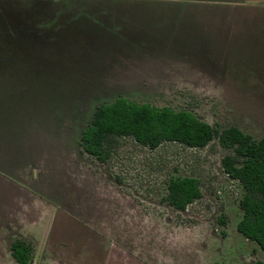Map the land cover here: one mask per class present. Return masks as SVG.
<instances>
[{
    "label": "rangeland",
    "instance_id": "rangeland-1",
    "mask_svg": "<svg viewBox=\"0 0 264 264\" xmlns=\"http://www.w3.org/2000/svg\"><path fill=\"white\" fill-rule=\"evenodd\" d=\"M41 1L53 20H77L46 47L60 52L59 59L50 56L45 71L35 72L36 111L47 114L41 125L47 122L50 138L44 177L38 174L39 183L20 192L14 224L15 237L32 247L31 264L264 261V249L236 230L240 188L223 173L228 151L215 140L204 148L166 141L150 149L124 137L105 162L75 140L95 107L118 97L188 110L213 126L264 137V0H194L179 20L175 15L164 24L141 17L157 38L148 45L158 58L156 65L141 60L145 67L135 74L146 80L141 88H97L101 55L84 68L78 48L84 32L108 40L106 33L122 28L124 17L145 11L142 0ZM175 176L200 181L201 197L184 210L162 199ZM0 264H18L10 247H0Z\"/></svg>",
    "mask_w": 264,
    "mask_h": 264
},
{
    "label": "crops",
    "instance_id": "crops-1",
    "mask_svg": "<svg viewBox=\"0 0 264 264\" xmlns=\"http://www.w3.org/2000/svg\"><path fill=\"white\" fill-rule=\"evenodd\" d=\"M41 2V0H0V247L2 248H9L14 238L20 240L15 237L14 227L20 217V192L26 194V188L38 184L40 178L38 174L44 177L41 168L50 131L47 129V122L41 125V122H45L47 114L41 112L37 115L35 72L45 71L46 62L50 59L51 63L50 56L55 61L59 59L60 56L57 54H61L60 52L52 55L51 49L46 47L54 45L58 33L77 20H53L51 13L47 14V7H41ZM142 2L145 11L133 10V13L124 17L122 28L106 33L108 40L91 35L89 32L83 33L85 39L78 48L82 51L81 65L90 68L95 55H101L102 68L97 72L104 74L99 76L97 88L144 87L142 83L146 82L145 78H135V74L142 72L144 63L156 65L154 61L158 58L148 45L157 38L152 36V30L143 27L145 25L140 23L141 17L146 15L148 20H160V24L172 21L175 15L179 20L180 14L186 13L183 9L193 5L194 0H142ZM123 3L116 2L112 5L127 10ZM89 20L96 24L94 23L96 20ZM142 34L145 36L139 37ZM36 46H40L38 47L41 48L40 51L36 50ZM99 47L115 50L106 53L93 51V48ZM142 59L146 61L142 63ZM107 73L111 75L106 76ZM84 128V125L79 128L75 139L79 146ZM76 130L77 128L71 129L72 133Z\"/></svg>",
    "mask_w": 264,
    "mask_h": 264
},
{
    "label": "trees",
    "instance_id": "trees-1",
    "mask_svg": "<svg viewBox=\"0 0 264 264\" xmlns=\"http://www.w3.org/2000/svg\"><path fill=\"white\" fill-rule=\"evenodd\" d=\"M154 149L163 142L204 148L216 141L228 151L221 158L223 173L240 188L241 217L236 230L264 249V137L254 139L236 126L220 128L198 119L188 110H173L118 97L96 107L80 136L83 152L100 162L107 161L120 138ZM200 181L193 176L171 177L162 198L169 206L184 210L201 197ZM18 264H31L32 247L24 240L10 244ZM241 264H264L262 260Z\"/></svg>",
    "mask_w": 264,
    "mask_h": 264
}]
</instances>
